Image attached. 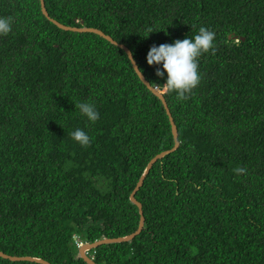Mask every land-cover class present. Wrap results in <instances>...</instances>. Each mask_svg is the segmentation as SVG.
I'll return each instance as SVG.
<instances>
[{
    "label": "trees",
    "instance_id": "trees-1",
    "mask_svg": "<svg viewBox=\"0 0 264 264\" xmlns=\"http://www.w3.org/2000/svg\"><path fill=\"white\" fill-rule=\"evenodd\" d=\"M45 2L61 23L127 45L179 130L180 146L136 194L142 232L88 255L98 264H264V0ZM0 16L14 21L0 36V250L89 264L80 243L138 230L131 194L175 146L170 117L119 45L60 28L41 0H0ZM201 26L215 32V51L198 57L200 83L180 100L147 52ZM75 102L94 103L99 120ZM77 128L89 145L72 138Z\"/></svg>",
    "mask_w": 264,
    "mask_h": 264
},
{
    "label": "clouds",
    "instance_id": "clouds-1",
    "mask_svg": "<svg viewBox=\"0 0 264 264\" xmlns=\"http://www.w3.org/2000/svg\"><path fill=\"white\" fill-rule=\"evenodd\" d=\"M13 23L11 16H0V36H6L11 32ZM153 31L154 29H149V34ZM215 37V32L210 31L206 26H201L194 37L186 36L172 43L153 44L147 52V63L155 66L157 77L165 78L164 84L169 91L175 92L180 100L187 99V94H190L201 80L198 57L209 51H215ZM129 58L131 60V54ZM140 75L142 76L141 73ZM155 88L161 91L158 86ZM75 105L79 113L88 121L94 123L99 120L100 113L94 103L75 102ZM71 136L82 146H87L91 142L89 134L80 128L74 130ZM234 171L239 174L244 173L246 169L238 167ZM83 244L85 243L82 242L79 246Z\"/></svg>",
    "mask_w": 264,
    "mask_h": 264
},
{
    "label": "water",
    "instance_id": "water-1",
    "mask_svg": "<svg viewBox=\"0 0 264 264\" xmlns=\"http://www.w3.org/2000/svg\"><path fill=\"white\" fill-rule=\"evenodd\" d=\"M41 6H42V10H43V13L50 19L52 20L55 24H57L60 28L62 29H65V30H75V31H89V32H94V33H97L101 36H103L104 38H106L107 40L111 41L112 43L114 44H117L119 45L120 47H122L127 53L128 55L131 54V62L137 72V74L139 75L140 79L143 81V83L150 89L152 90L161 100L162 102L164 103L165 105V108L167 110V113L170 117V121H171V125H172V132H173V136H174V142H175V146L170 149V150H166V151H163L161 152L160 154H158L157 156H155L151 162L149 163L144 175L142 176V178L140 179V181L138 182L135 190L133 191V193L131 194V199L133 202H135L139 209H140V214H141V220H140V224H139V228L136 232L128 235V236H123V237H118V238H105V239H102V240H98L96 242H93V243H85L83 244L81 247H80V254L81 256L89 263V264H98L93 258H91L89 255H88V252L102 244H105V243H111V242H123V241H130L132 240L135 236L139 235L144 226H145V221H146V217H145V214H144V207H143V204L141 201H139L136 197V194L137 192L139 191V189L141 188V186L144 184V181L146 179V176L149 174V172L151 171L152 167L154 166V164L160 160V159H163L167 154L175 151L179 146H180V140H179V130H178V126L174 120V117L172 115V112L169 108V105H168V102H167V99L165 97V95L159 91L158 89H156L152 84L151 82L147 79L146 75L144 74V72L141 70L137 60L135 59L134 57V54L133 52L131 51V49L125 45V44H121L119 43L118 41H116L111 35L105 33L103 30L99 29V28H78V27H72V26H68V25H65L63 23H61L60 21H58L57 19L53 18L47 7H46V2L45 0H41ZM140 73L142 74V76L140 75ZM0 256L3 257V258H6V259H10V260H13V261H34V262H39V263H42V264H53L51 263L50 261L46 260V259H43V258H38V257H32V256H13V255H10L2 250H0Z\"/></svg>",
    "mask_w": 264,
    "mask_h": 264
}]
</instances>
